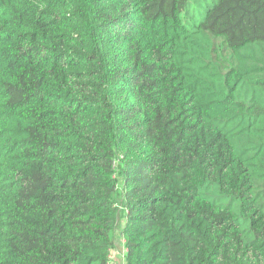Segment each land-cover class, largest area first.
<instances>
[{
  "label": "trees",
  "instance_id": "1",
  "mask_svg": "<svg viewBox=\"0 0 264 264\" xmlns=\"http://www.w3.org/2000/svg\"><path fill=\"white\" fill-rule=\"evenodd\" d=\"M264 264V0H0V264Z\"/></svg>",
  "mask_w": 264,
  "mask_h": 264
},
{
  "label": "crops",
  "instance_id": "2",
  "mask_svg": "<svg viewBox=\"0 0 264 264\" xmlns=\"http://www.w3.org/2000/svg\"><path fill=\"white\" fill-rule=\"evenodd\" d=\"M115 251V256H116V262L115 264L119 263V264H125V255L124 253L127 251V248L125 247L124 241L122 240V243H120V246L116 248ZM122 254V255H120Z\"/></svg>",
  "mask_w": 264,
  "mask_h": 264
},
{
  "label": "rangeland",
  "instance_id": "3",
  "mask_svg": "<svg viewBox=\"0 0 264 264\" xmlns=\"http://www.w3.org/2000/svg\"><path fill=\"white\" fill-rule=\"evenodd\" d=\"M120 243H122V240H121V237H120V235L119 234H117L116 236H115V238H114V245H113V248H112V254H113V259H109V262H108V264H115V262L117 261L116 260V256H115V251L114 250H116V248H117V246L119 247L120 246ZM120 255H122V254H120ZM117 264H119V263H117Z\"/></svg>",
  "mask_w": 264,
  "mask_h": 264
},
{
  "label": "built area",
  "instance_id": "4",
  "mask_svg": "<svg viewBox=\"0 0 264 264\" xmlns=\"http://www.w3.org/2000/svg\"><path fill=\"white\" fill-rule=\"evenodd\" d=\"M124 255H125V253H124ZM113 254L111 253L110 255H109V259L111 260V259H113Z\"/></svg>",
  "mask_w": 264,
  "mask_h": 264
}]
</instances>
